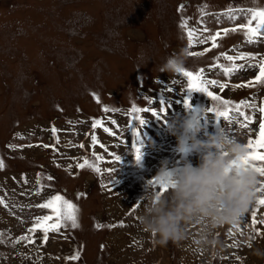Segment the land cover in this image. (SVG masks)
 Masks as SVG:
<instances>
[{"label": "rangeland", "instance_id": "obj_1", "mask_svg": "<svg viewBox=\"0 0 264 264\" xmlns=\"http://www.w3.org/2000/svg\"><path fill=\"white\" fill-rule=\"evenodd\" d=\"M180 5L184 7L178 11ZM256 8H264V0H0V264H135L138 259L141 264H264L244 243L250 226L256 236L253 247H264V213L253 225L250 211L264 191L245 214L246 223L217 229L223 245L219 256L197 250L191 239L179 248L154 246L139 223L140 198L162 164L169 169L185 161L199 164V152L177 151L169 122L197 113L202 142L221 132L245 143L255 138L258 123L245 134L210 111L214 106L223 109L222 104L203 92L189 94L185 78L157 67L187 48L186 29L180 27L187 20V30L197 37L187 49L211 50L189 56L186 69H204L205 79L226 84L222 90L208 86L221 100L232 105L247 101L258 109L264 105V86L235 87L253 80L257 68L246 66L225 76L222 68L214 67L231 66L222 54L257 58L235 61L246 65L264 57V37L248 43L239 28L251 18L248 10ZM233 28L238 30L224 35L223 29ZM218 31L219 46L212 48L209 37ZM141 55L149 61L142 62ZM133 105L150 111L132 113ZM240 111L256 122L253 108ZM137 115L144 120L142 126L134 119ZM95 120L102 126L92 128ZM134 144L142 153L139 162ZM85 160L100 173L76 167ZM55 194L77 205L79 227L50 232L45 243L43 233L28 230L37 217L50 212L37 205ZM120 224L124 226L109 227ZM197 231L190 229L193 235ZM71 248L79 253L78 260L67 259L73 255L65 249ZM30 249L39 256L28 255ZM146 252L143 260L134 256Z\"/></svg>", "mask_w": 264, "mask_h": 264}, {"label": "clouds", "instance_id": "obj_2", "mask_svg": "<svg viewBox=\"0 0 264 264\" xmlns=\"http://www.w3.org/2000/svg\"><path fill=\"white\" fill-rule=\"evenodd\" d=\"M188 58L189 50L182 47L175 55L164 58L157 71L178 74L186 69ZM140 60L149 61L143 55ZM167 129L177 136L178 152L200 153L199 164L193 166L185 161L182 166L171 169L167 163L162 164L152 180L169 190L161 195L158 187L147 183L145 194L140 198L139 223L152 237L154 246L172 244L179 248L191 239L197 250L213 251L219 256L223 245L216 237L217 229L241 223L257 199L261 177L252 166L241 162L247 149L240 139H229L222 132L208 135L205 142L198 139L201 124L197 113L169 122ZM194 227H198L195 235L190 232ZM253 232L249 226L244 243L253 249V255L264 259V247H253L256 240Z\"/></svg>", "mask_w": 264, "mask_h": 264}, {"label": "snow or ice", "instance_id": "obj_3", "mask_svg": "<svg viewBox=\"0 0 264 264\" xmlns=\"http://www.w3.org/2000/svg\"><path fill=\"white\" fill-rule=\"evenodd\" d=\"M183 5H180L178 8V11L183 9ZM250 12L251 18L248 19L247 23L242 24L239 26L240 29L244 30V35L247 38L248 43H254L260 38L264 37V8H256V9H250L248 10ZM181 28L186 29V36H187V48L191 49L194 46V43L197 40V37L195 35L194 30H187V20H181L180 24ZM238 29L233 28L231 30L229 29H223L224 35H227L229 31H237ZM209 39L212 41V48H217L219 45L217 41L221 39V33L218 31L215 35L209 37ZM200 44H204L205 42L203 40L198 41ZM211 49L205 48L204 51L200 52H192L189 51V56H203L205 52L210 51ZM224 55V58L231 63L230 67H223L221 65H214V67H220L222 68L223 75L225 76H231L234 72H237L240 69H243L244 67H250V68H257L258 71L254 75V79L247 81L246 83L236 84L235 87L237 88H243V87H253V86H264V57H260L258 63L256 64H236L235 61H245V60H255L257 59L254 56H251L249 54L240 53L237 56H231V55ZM181 77L185 78L187 81L186 87L189 90V94L192 91L197 92H203L205 95L211 98L212 101H218L220 104L223 105V109H218L217 107H212L210 109L211 112L215 114L217 118H224L225 120H228L230 122H234L241 130H244L245 134L248 132H251L252 129L257 128L258 123V130L253 133V136L255 138H248L245 144V147L247 149V153L244 157L241 158V162L245 165L252 166L260 175L262 178L260 180V187L259 192L264 191V105L256 108L255 105H249L247 101H240L238 104L232 105V103L228 100H221V98L214 94L213 91L209 90V85H211L213 88H218L222 90L224 87H226V84L219 83L216 80H207L204 78V69H200L198 71H191V70H181L178 73ZM149 104H151V101H149ZM185 107H189L188 99H185L184 101ZM242 107H250L253 108L257 115L255 117L256 122L254 123V117L251 115L246 114L243 111H240ZM104 111H109L107 107L104 108ZM132 113H139V112H148L150 111L149 108H137L135 105L130 110ZM160 111H164L163 108L160 109ZM236 113V118L233 119L232 113ZM152 116L157 117V112H152ZM243 118V120H241ZM135 120L139 122V124L142 126L144 124L143 118H141L139 115L134 117ZM115 123V121H113ZM98 126H102V121L95 120L92 123V128H97ZM57 129L53 128L52 132L55 133ZM105 132H109V128H104ZM112 134V133H110ZM133 135L135 138L138 139V133L133 129ZM91 140L93 143H96V136L92 135ZM45 147H48V145H45ZM80 147H84V145H80ZM133 148L135 150V156L137 162H139L141 158V151L140 147L133 145ZM55 150V149H54ZM97 160L102 159L101 157L97 156ZM115 159L119 161V156H116ZM3 161H0V168H2ZM85 166H88L92 169V171L96 173H100V168L98 166H94L88 163L87 160H85L84 163L76 165L78 168H84ZM47 179H52L51 177H48ZM148 184L153 187H158V191L161 195L165 194L169 189L164 185L157 186L155 184L154 180H149ZM103 186V185H102ZM39 194V193H37ZM80 195L78 194V198ZM2 203V201H0ZM38 207L42 209H48L50 210L49 214L43 215L41 217H37L33 227L29 229V232L36 234L37 231L42 232L43 236V242H47L49 239V233L50 232H59L62 227H65L67 225H70L72 228L79 227L78 223V213L79 208L76 204L66 199L64 196L60 194L51 195L50 198H48L44 203L37 205ZM256 206L250 209L251 216H252V224H257V215L259 213H264V196H261L256 200ZM139 207V205H138ZM243 218V219H242ZM241 218V221L247 222V217L244 216ZM261 224H264V221H260ZM120 226L123 227V224L120 225H110L109 227H116ZM97 227H100V225H97ZM22 239H27V237H22ZM30 243H35L34 240H30ZM70 260H78L79 259V253H76L75 255L67 258Z\"/></svg>", "mask_w": 264, "mask_h": 264}, {"label": "crops", "instance_id": "obj_4", "mask_svg": "<svg viewBox=\"0 0 264 264\" xmlns=\"http://www.w3.org/2000/svg\"><path fill=\"white\" fill-rule=\"evenodd\" d=\"M31 227L30 228H32L33 226L32 225H30ZM9 231H11V230H9ZM29 231V230H28ZM5 233V231L3 230V234ZM37 233H42V232H39V231H37ZM50 239V238H49ZM49 241L50 240H48L46 243H49ZM43 244V243H42ZM41 244V245H42ZM70 247V246H69ZM56 250V249H55ZM58 250V249H57ZM65 250H69V251H67V254H69V255H75V253L77 252L76 250H74V248H71V249H65ZM30 252V253H29ZM28 253V255H37V256H39V254L38 253H34L31 249L27 252ZM41 260V259H40ZM63 264H69V262H65V261H63L62 262ZM61 263V264H62Z\"/></svg>", "mask_w": 264, "mask_h": 264}, {"label": "bare ground", "instance_id": "obj_5", "mask_svg": "<svg viewBox=\"0 0 264 264\" xmlns=\"http://www.w3.org/2000/svg\"><path fill=\"white\" fill-rule=\"evenodd\" d=\"M133 222H134V221H133ZM115 233H116V232H115ZM137 236H138V235H137ZM117 238H118V237H117ZM117 238H116V239H117ZM138 238H139V237H138ZM118 239H119V238H118ZM139 239H140V238H139ZM117 241H118V240H117ZM135 241H136V240H135ZM133 243H134V242H133ZM136 243H137V242H136ZM134 245H136V244H134ZM134 245H133V246H134ZM130 248H131V247H130ZM156 248H157V250L155 249V251L158 253V252H159V249H158V247H156ZM139 249H140V248H139ZM129 250H130V249H129ZM130 251H131V250H130ZM135 251H136V250H135ZM139 251H141V250H139ZM141 252H144V251H141ZM29 253H30V252H29ZM131 253H132V251H131ZM133 254H134V253H133ZM143 254H144V255H138V254H135L134 256H139V257L141 256L140 259L143 260L142 258H143V256L146 257L147 252H146V253H143ZM125 255H127V256L129 255V256L131 257L132 254H130V253H126ZM128 259H129V258H128ZM144 260H145V259H144ZM130 261H131V260H130ZM136 261H137V262H134L135 264H141V263H142V262H139V259L136 260ZM128 262H129V261H128ZM73 263H74V262H73ZM130 263H131V262H130Z\"/></svg>", "mask_w": 264, "mask_h": 264}]
</instances>
